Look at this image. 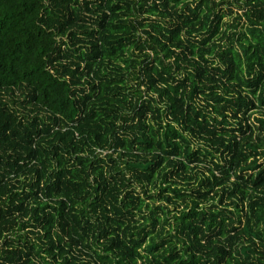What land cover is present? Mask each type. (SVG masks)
Segmentation results:
<instances>
[{
  "label": "trees",
  "instance_id": "obj_1",
  "mask_svg": "<svg viewBox=\"0 0 264 264\" xmlns=\"http://www.w3.org/2000/svg\"><path fill=\"white\" fill-rule=\"evenodd\" d=\"M263 156L264 0H0V264H264Z\"/></svg>",
  "mask_w": 264,
  "mask_h": 264
},
{
  "label": "rangeland",
  "instance_id": "obj_2",
  "mask_svg": "<svg viewBox=\"0 0 264 264\" xmlns=\"http://www.w3.org/2000/svg\"><path fill=\"white\" fill-rule=\"evenodd\" d=\"M235 9V8H234ZM235 11H236V9H235ZM226 19H229V18H226ZM263 160H264V156L261 158V161L263 162Z\"/></svg>",
  "mask_w": 264,
  "mask_h": 264
}]
</instances>
